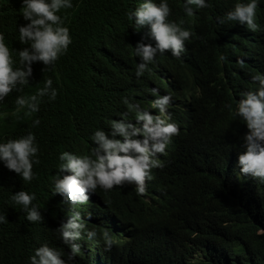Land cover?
Instances as JSON below:
<instances>
[{"label": "trees", "instance_id": "obj_1", "mask_svg": "<svg viewBox=\"0 0 264 264\" xmlns=\"http://www.w3.org/2000/svg\"><path fill=\"white\" fill-rule=\"evenodd\" d=\"M142 2L72 0V8L57 13L65 20L72 38L68 51L45 71L41 62L33 63L29 84L18 86L19 90L0 103V142L31 132L39 145L40 161L33 165L31 182L0 164V215H6L8 221L0 223V264H30L29 257L44 244L66 253L67 246L56 229L75 212L80 213L86 225L92 215L99 213L126 219L122 231L125 236L134 235V239L115 245L108 264H120L121 257L127 253L129 258L142 244H147L153 253L144 264H264V182L240 174L238 159L235 160L246 150L243 138L247 127L230 120L231 126L224 131L215 122L212 109L215 103L225 107L221 98L226 105L231 104L237 76L230 66L242 51L224 49L215 34L206 33L217 31V24L208 20L216 0H206L208 7L199 8L192 16L186 15L184 0H167L171 9L168 21L188 29L191 39L185 41V52L179 59L166 51L156 57L142 77H137L139 58L133 48L137 43L155 45L148 27L137 31L126 16ZM21 8L22 0H0V33L4 34L14 69L20 67L19 51L28 46L19 42L18 29L28 23ZM204 24L207 29L197 36L199 26ZM262 52L264 55V47ZM173 73L192 90L191 97L201 108L196 124L201 133L194 130L184 137L176 155L163 169L161 177L170 195L163 220L150 214L147 203L124 186L107 192L97 188L87 202L74 209L63 203L62 197L53 192L54 177L60 174V154L67 151L88 155L95 146L90 140L92 134L98 129L111 130L110 122L120 120V114L126 112L124 98L140 103L145 100L144 93L154 88L167 89L162 79ZM47 79L53 81L56 99L44 97L40 110L31 115L25 114L27 109L16 112V98L36 94ZM169 90L177 92L174 87ZM37 119L39 125L33 126ZM236 170L240 175L234 178ZM21 190L35 194L32 204L40 210L42 222L28 221L22 207L10 200ZM192 220L193 224H208L196 234L194 240L198 243L215 242L223 236L225 244L203 245L200 249L192 241V247L188 246L180 233L192 235ZM165 224L169 227L166 231L161 229ZM173 224L178 233L171 230ZM153 230L157 231L156 237ZM97 262L94 256L93 264Z\"/></svg>", "mask_w": 264, "mask_h": 264}, {"label": "clouds", "instance_id": "obj_2", "mask_svg": "<svg viewBox=\"0 0 264 264\" xmlns=\"http://www.w3.org/2000/svg\"><path fill=\"white\" fill-rule=\"evenodd\" d=\"M72 7V0H22V17L28 23L18 29L19 42L28 46L19 51L20 67L14 69L4 34L0 33V103L11 92L19 90L18 86L29 84L33 63L41 62L45 71L68 51L72 38L69 28L64 26L65 20L57 13ZM183 7L186 15L192 16L208 4L206 0H184ZM170 12L167 0L159 3L143 0L139 7L126 13L137 31L147 26L148 35L155 42L154 46L137 43L132 47L134 55L139 58L135 71L137 77L149 70L158 55L169 51L179 59L185 52V41H190L192 33L175 22H169ZM209 14L208 20L217 24V31L208 30L206 33L215 34L222 48L242 51L237 55V62L230 66V71L237 76L236 88L230 95L231 104L226 105L221 98L225 107L215 103L213 117L224 131L231 126L230 120H237L241 127L246 125L248 131L243 138L246 150L235 157L237 167L240 174L264 182V0H216V6ZM206 24L199 26L197 36L203 28L207 29ZM162 82L167 89L154 88L144 93L145 100L140 103H131L124 98L126 112L120 114V120L110 122L111 130L98 129L92 134L90 140L95 146L88 155L78 156L67 151L60 154L59 173L62 175L54 177L53 192L62 197L63 203L74 209L87 202L97 188L107 192L124 186L147 203L146 210L150 214L163 220L170 197L161 177L163 169L176 155L184 137L194 130L201 133L196 126L201 108L192 99V90H188L174 73L166 75ZM52 84L53 81L47 79L36 94L18 96L16 112L27 109L25 114L31 115L40 110L44 97L54 101L57 90ZM170 87L177 92H170ZM39 123L37 119L33 126ZM38 152L36 137L29 132L18 139L0 142V164L23 181L31 182L33 165L40 163ZM235 172L236 177L234 173L232 176L237 178L240 174L237 170ZM35 199L34 193L23 190L10 196L12 203L20 205L27 213L28 221L42 222L40 210L32 204ZM96 206L100 208V204ZM89 220L86 225L80 213L75 212L56 229L60 240L67 246L66 253L44 244L29 257L30 264H83L84 261L93 264L94 256L98 257L94 264H108V257L117 248L115 245L128 244L134 239V235L125 236L122 223L126 219L116 214L99 213ZM5 222H8L6 215H0V223ZM191 226L192 235L187 231L180 233L188 246L197 243L201 249L226 242L221 236L215 242L200 244L194 238L208 224H193L192 220ZM168 228L166 224L161 225L164 231ZM170 228L176 231L174 224ZM153 232L156 237L157 231ZM152 255L149 246L142 244L129 258L127 253L121 257L120 264H144Z\"/></svg>", "mask_w": 264, "mask_h": 264}]
</instances>
